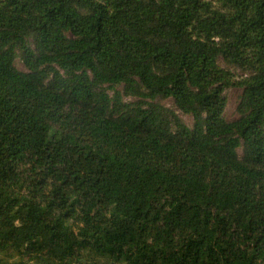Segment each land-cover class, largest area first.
<instances>
[{"label":"trees","instance_id":"trees-1","mask_svg":"<svg viewBox=\"0 0 264 264\" xmlns=\"http://www.w3.org/2000/svg\"><path fill=\"white\" fill-rule=\"evenodd\" d=\"M10 254L264 264V0H0Z\"/></svg>","mask_w":264,"mask_h":264},{"label":"rangeland","instance_id":"rangeland-1","mask_svg":"<svg viewBox=\"0 0 264 264\" xmlns=\"http://www.w3.org/2000/svg\"><path fill=\"white\" fill-rule=\"evenodd\" d=\"M219 65L222 68L234 71L235 74H239L238 71H235L233 68L227 67L224 64L223 60H219ZM16 67L20 70H23V71L25 70L24 65L19 60L16 61ZM116 90H119L121 92L122 86L118 87ZM114 91L115 90H112L111 94H113ZM241 94H242V89L239 87H231L226 91L227 104H226V108L224 111V117L226 118V120L232 121V120H235L237 118V116H238L237 105L240 101ZM157 102H159L160 104H162L164 106H167V107L173 109L184 120V122L188 126H192V123H193L192 117L186 116V115L182 114L181 112H179L174 107L173 100L166 99V100H158ZM13 260H16V256H15V254H10L9 256L2 258V264H9Z\"/></svg>","mask_w":264,"mask_h":264}]
</instances>
